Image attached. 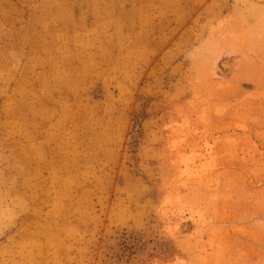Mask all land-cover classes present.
Returning <instances> with one entry per match:
<instances>
[{
    "label": "rangeland",
    "instance_id": "1",
    "mask_svg": "<svg viewBox=\"0 0 264 264\" xmlns=\"http://www.w3.org/2000/svg\"><path fill=\"white\" fill-rule=\"evenodd\" d=\"M258 221L264 0H0V264H264Z\"/></svg>",
    "mask_w": 264,
    "mask_h": 264
},
{
    "label": "bare ground",
    "instance_id": "2",
    "mask_svg": "<svg viewBox=\"0 0 264 264\" xmlns=\"http://www.w3.org/2000/svg\"><path fill=\"white\" fill-rule=\"evenodd\" d=\"M216 61L217 59H214L213 62H212V66H211V75L213 77H220L221 76V72L220 70L218 69L217 65H216Z\"/></svg>",
    "mask_w": 264,
    "mask_h": 264
},
{
    "label": "clouds",
    "instance_id": "3",
    "mask_svg": "<svg viewBox=\"0 0 264 264\" xmlns=\"http://www.w3.org/2000/svg\"><path fill=\"white\" fill-rule=\"evenodd\" d=\"M258 224L264 225V221H258Z\"/></svg>",
    "mask_w": 264,
    "mask_h": 264
}]
</instances>
